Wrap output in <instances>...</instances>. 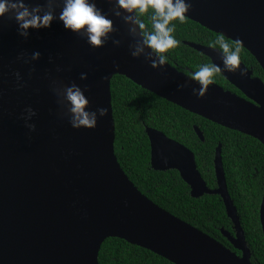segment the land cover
Returning <instances> with one entry per match:
<instances>
[{
	"label": "water",
	"instance_id": "water-1",
	"mask_svg": "<svg viewBox=\"0 0 264 264\" xmlns=\"http://www.w3.org/2000/svg\"><path fill=\"white\" fill-rule=\"evenodd\" d=\"M40 14L51 10L58 17L64 0H25ZM190 20L223 35L249 51L264 70V0H188ZM112 20L113 31L103 46L93 47L84 31H66L55 19L50 28L29 29L19 35L12 14L0 20V264H99L104 240L110 236L147 249L173 264H252L244 230L228 192L221 145L214 164L218 187L208 188L194 153L164 133L147 128L151 166L156 171L176 170L191 188V196L219 195L233 221L236 235L223 230L238 256L202 231L160 208L134 185L115 154L116 126L111 79L122 74L143 89L193 114L259 140L264 145V82L247 69L223 71L218 50L194 43L191 48L221 66V74L245 98L217 88L240 102L247 113L231 110L209 90L197 99L191 77L166 62L152 68L149 50L138 58L130 52L142 44L139 30L126 22L128 15L115 0H90ZM120 13L117 15L116 13ZM118 42V43H116ZM39 52L38 59L32 54ZM112 56L125 70L108 72ZM152 59H155L153 56ZM19 73V79H17ZM81 73L87 74L81 80ZM87 88L88 111L108 109L98 116L95 129H74L64 89ZM231 105H230V104ZM31 107L36 115L22 118ZM98 115V114H97ZM195 131L202 141L199 128ZM264 233V198L261 206ZM109 228L103 234L102 226Z\"/></svg>",
	"mask_w": 264,
	"mask_h": 264
},
{
	"label": "trees",
	"instance_id": "trees-1",
	"mask_svg": "<svg viewBox=\"0 0 264 264\" xmlns=\"http://www.w3.org/2000/svg\"><path fill=\"white\" fill-rule=\"evenodd\" d=\"M145 23L149 22L145 19ZM177 48L168 53L167 62L179 72L192 73L211 59L186 43L210 47L217 34L186 17L176 22ZM230 43H235L225 38ZM242 48L241 63L264 82V70L256 58ZM213 84L245 98L221 73ZM113 114L116 126L115 154L134 185L160 208L202 231L238 256L223 230L236 235L223 199L219 195L191 196V188L176 170L156 171L151 166V145L146 129L152 128L190 149L208 188L218 187L215 154L221 145L222 163L228 192L237 210L252 264H264V233L261 206L264 198V145L257 139L193 114L135 84L122 74L111 79ZM204 136L200 139L195 131ZM99 264H173L159 255L125 240L106 238L99 253Z\"/></svg>",
	"mask_w": 264,
	"mask_h": 264
},
{
	"label": "clouds",
	"instance_id": "clouds-1",
	"mask_svg": "<svg viewBox=\"0 0 264 264\" xmlns=\"http://www.w3.org/2000/svg\"><path fill=\"white\" fill-rule=\"evenodd\" d=\"M116 6L123 10L126 15V22H131L134 27L130 29L134 34L139 30L142 36V44L137 43L135 49L130 52L133 58H138L144 53L145 48L149 50L151 67L165 66L168 53L177 48L180 41L176 39V22L183 24L186 14L191 10L192 5L188 0H115ZM39 7L29 8L25 0H0V20L6 15L12 14L16 21L19 35L27 37L29 29L50 28L55 19L62 22L66 31L87 34V42L93 47L103 46L104 40L113 31V22L106 17L90 0H64L63 7L58 17L51 10L40 14ZM119 15L120 13H116ZM145 19L149 22L145 23ZM118 43V42H116ZM212 49L218 50L219 60L223 65V71L237 73L244 77L247 74L246 68H241L240 54L242 51L241 42L234 44L225 39L223 35L217 36L209 45ZM39 52L32 54L36 60ZM155 59H152V57ZM221 66L217 63H205L199 66L198 70L192 73V80L197 82L198 87L192 89V95L197 99L204 96L209 85L215 81V77L221 72ZM19 79V73L16 74ZM81 80L87 79L86 73H81ZM87 88L81 89L72 84L64 89V98L70 105V125L74 129H95L98 123V116L105 118L108 109L97 107L95 111L89 112L90 101L85 95ZM26 115L22 118L30 131H35V124L28 123L36 115L33 108L27 107ZM98 114V115H97Z\"/></svg>",
	"mask_w": 264,
	"mask_h": 264
},
{
	"label": "bare ground",
	"instance_id": "bare-ground-1",
	"mask_svg": "<svg viewBox=\"0 0 264 264\" xmlns=\"http://www.w3.org/2000/svg\"><path fill=\"white\" fill-rule=\"evenodd\" d=\"M108 72L109 74H112L114 71L118 70V71H122L125 70V67L123 64H121L120 62H118L115 58H113L112 56H110V58H108ZM209 92L211 93V95H213V97L217 98L220 102H232L233 105H231V110L238 112V113H247L246 108L237 100L232 99L230 97H228L226 94H224L223 92H221L219 89L217 88H209L208 89ZM102 232L103 234H106L109 232V228H107L105 225L102 226Z\"/></svg>",
	"mask_w": 264,
	"mask_h": 264
}]
</instances>
